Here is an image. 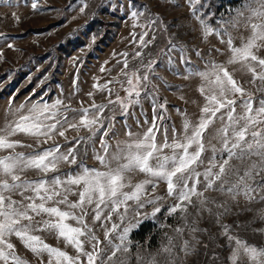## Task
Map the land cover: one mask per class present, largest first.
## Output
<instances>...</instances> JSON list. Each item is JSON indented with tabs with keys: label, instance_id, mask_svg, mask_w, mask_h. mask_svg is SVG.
I'll return each instance as SVG.
<instances>
[{
	"label": "rangeland",
	"instance_id": "374dc122",
	"mask_svg": "<svg viewBox=\"0 0 264 264\" xmlns=\"http://www.w3.org/2000/svg\"><path fill=\"white\" fill-rule=\"evenodd\" d=\"M84 4H87V7L81 12ZM207 4L208 7L202 11L210 16L208 21L210 26L217 28L223 24L231 34L235 46H240L251 35L247 19L251 13L247 6L258 7L255 0H207ZM132 11L151 14L152 18L158 15L159 19L168 26L167 30L157 23L155 27L149 29V35L145 37V40H151V43L147 47H141L138 43L139 36L145 29L133 25L144 24L146 21L144 16L134 21L130 15ZM238 11H243L244 15L238 16ZM233 17L239 20L235 27L224 23L232 20ZM102 20L113 31L105 43L97 46L93 27ZM100 32L102 36L103 31ZM228 38L226 35L211 34L205 39L202 26L190 15L186 0H0V128H4L19 115L26 114L30 103L39 101L42 96L43 101L49 104L61 99L68 107L62 105L60 111L66 113L71 123H78L79 120L78 113L72 111L73 109L89 108L91 113L94 111L90 108L93 103L106 105L102 114L105 127L95 134L82 126L69 128L65 125L67 129L65 136L54 134V139L48 140L47 143H44L43 137L37 139L22 133L12 137L20 141L15 151L26 155L55 145H59L62 152L76 148L79 153L77 164L61 163L59 171L49 172L47 177L35 169L26 170L22 176L30 180L51 178L54 175L66 178L68 173L79 170L78 165L81 161L89 168L104 170L95 159L97 152L103 154L102 139L108 141L109 152H113L117 141L141 139L153 123L158 129V131L154 129L158 144L164 142L165 132L169 143L172 142L174 135L182 140L184 122L187 120L191 125H196L206 104L205 96L199 91L203 83L202 79L192 73L195 70H205L209 61L226 62L231 52L222 40L226 41ZM170 41L177 47L172 48ZM180 46L183 47V51ZM67 49H70L68 53H66ZM217 49L219 52L216 51ZM137 51L141 52V57L135 56ZM197 52L200 55H197ZM124 53H127V56L122 55ZM256 54L264 58V46ZM151 59L156 63L153 65V70L148 71L144 64ZM125 60L128 61V69L124 68ZM133 67L138 68L140 73L147 74L150 80L146 89L141 88L138 98L134 93L131 97L128 96L126 91L128 77L123 74ZM228 67L246 92L253 94V106L257 107L259 99L264 98V93L258 89L264 85L258 80L252 83L251 73L240 64ZM102 68L104 71H101ZM104 85L107 87H103ZM117 97L128 104L126 110L122 109L119 103L109 104V100L116 101ZM236 99V113L242 115L243 108L240 107L239 94ZM129 100H138V102L129 103ZM21 104L26 107L16 112ZM73 117L76 119L73 120ZM220 126L221 121L216 120L205 131L206 145L210 139L213 144H217L212 137ZM104 131H108L107 136H103ZM129 132L134 135L130 137ZM80 138L84 139L77 144L76 141ZM170 151L164 149L165 154H170ZM9 152L10 150H0V157L8 155ZM211 155L210 150L202 155L205 163L197 168L198 171H204ZM250 162L231 161L241 169V172ZM115 166L116 162L113 161L112 167ZM129 175L132 184L148 178L140 172ZM2 178L4 177L0 176V179ZM203 179L201 176L200 180ZM229 179L234 182L236 178L229 177ZM192 183L189 181L190 185ZM148 188L150 196L163 197L158 205L146 204L139 209L141 215L137 216L133 211L134 203L129 201L131 207L123 223L115 215L110 222L105 221L109 228L112 223H116L120 225V229H123L130 223L135 224L137 220H143V214H150L154 207L160 206L161 211L156 213L154 218L143 220L138 227H133L129 232L128 240L131 241L129 264H138L137 253L144 257L141 264H147L152 255L156 256L159 264H170L171 261L175 264H231L229 257L232 247L229 246L227 236L223 234L222 225H231V233L239 236L247 244L257 248L264 247V231H261L264 230V218H262L264 201H260L258 197L249 201L240 195L233 201L229 194L209 190L199 199L206 197L216 203H209L203 208L199 207L198 198L193 197V203L197 206H188L187 224L200 231L193 233L191 227H185L183 236H177L174 229L184 226L185 220L179 211L172 215L168 214L169 206L177 203V200L174 196L167 195V185L163 181L157 182L154 192L151 185ZM81 189L82 185L74 186L76 194L70 195L69 200H78ZM124 190L131 191V188ZM197 190H203V183L197 184ZM11 195L13 199H23L19 193ZM24 195L33 194L28 192ZM28 202L24 201V203ZM217 204L229 208L230 211L217 218V213L224 212V207L218 208ZM48 206H52L51 203ZM60 207L64 209L65 206L60 205ZM208 209H211V212ZM104 214L107 215V211ZM35 219L43 220L48 217L41 215L36 216ZM69 222L75 224L74 221ZM87 223L93 227L100 241L99 247L105 248L107 242L101 222L93 223L92 216H88ZM34 234L41 236L50 246L66 251L70 256L77 255L75 248L66 245L63 238L58 239L54 232L37 231ZM168 236L175 237L173 241L175 248L171 256L160 252L161 247L168 244ZM111 238L114 243H119L115 233ZM9 239L15 245L16 254L28 261V264H41V261L43 264H48L49 257L46 253L37 256L17 237L12 236ZM185 240L189 241L190 245L188 255L182 250ZM93 243L95 241L85 243V250L92 251ZM107 251L110 253L111 248ZM81 261L82 264H86V257L82 256ZM238 264H251V262L246 256L241 255Z\"/></svg>",
	"mask_w": 264,
	"mask_h": 264
},
{
	"label": "snow or ice",
	"instance_id": "6c2138e0",
	"mask_svg": "<svg viewBox=\"0 0 264 264\" xmlns=\"http://www.w3.org/2000/svg\"><path fill=\"white\" fill-rule=\"evenodd\" d=\"M255 2L259 5L258 7L247 6L251 13L247 18L251 35L240 46H235L231 34L226 27H223V24L213 28L208 23L210 16L202 11L208 7L207 0H186L190 15L202 26L205 39L211 34L229 37L226 41L222 40V43L228 45L231 56L224 63L209 61L205 70L193 71V75H198L202 79L203 83L199 91L205 96L206 104L202 108V115L196 125H191L187 120L184 122L182 140L174 135L172 142L169 143L165 132L164 142L158 144L154 131L158 129L153 123L141 139L117 141L113 152H109L108 141L102 139L103 154L97 152L95 159L104 170L89 168L81 161L78 165L79 170L68 173L66 178L54 175L51 178L30 180L22 176L26 170L35 169L47 177L49 172H58L61 163L77 164L78 150L70 148L62 152L60 146L55 145L26 155L15 151L20 141L12 137L22 133L37 139L43 137L44 143H47L48 140L54 139V134L64 137L67 130L65 125L69 128L82 126L95 134L96 131L105 127L102 114L106 105L93 103L90 108L94 111L91 113L89 108L73 109L72 111L78 113L79 120L78 123H71L66 113L60 111L62 105L65 108L68 107L61 99H56L49 104L43 101L42 96L39 101L30 103L26 114L19 115L17 119L8 122L4 128H0V150H10L8 155L0 157V176L4 177L0 179V262L2 264H28V261L16 254L15 245L9 239L12 236L17 237L35 255L42 256L46 253L49 257L48 264H53V260L55 264H82V256L86 257V264H97L98 261L99 264H129L131 245V241L128 240L129 232L133 227H138L143 220L154 218L156 213L161 211L160 206L154 207L150 214H143V220H137L135 224L130 223L123 229H120V225L116 223H112L109 228L105 221L110 222L115 215L123 223L131 207L129 201L134 203L133 211L137 216L141 215L139 209L146 204L158 205L163 197L150 196L148 188L151 185L154 192L158 181L165 182L167 195L174 196L177 200V203L169 206L168 214L172 215L179 211L185 220L184 226L174 229L177 236H183L185 227H191L187 224V216L189 215L188 206H197L193 203V197L198 198V205L201 208L209 203H216L206 197L199 199L209 190L229 194L233 201L240 195L249 201L257 197L260 201H264V127H260L264 125V98L259 99L258 106L254 108L253 94L246 92L228 67L240 64L251 73L252 83L258 80L264 85V58L256 54L264 46V0H255ZM86 7L87 4H84L81 12ZM130 15L134 21L139 20L141 16L145 18L146 23L133 25V27L139 26L145 29L139 36L138 43L141 47H147L151 43V40H145V37L149 35V29L155 27L157 23L165 30L168 28L158 15L152 18L151 14L145 15L138 11H132ZM237 15L242 17L244 13L238 11ZM253 20L256 22H252ZM224 23L235 27L239 20L233 17L232 20ZM133 37L135 38V33ZM170 44L172 48L177 47L171 41ZM180 47L183 51V47ZM216 51L219 52V49ZM122 55L127 56V53ZM141 55L139 51L135 53L136 57ZM197 55L200 53L197 52ZM155 63L154 59L148 60L144 67L152 71ZM124 68H129L127 60L124 61ZM101 71L104 69L102 68ZM123 74L128 77L126 91L129 97L134 93L138 98L141 88L146 89L150 83L149 76L140 73L138 68L133 67L132 70L125 71ZM103 87L106 88L107 85ZM258 91L264 93V87L259 88ZM237 94L241 98L242 115L236 113ZM134 102L138 100H129V103ZM115 103H119L124 110L128 107V104L119 97L116 101L109 100V104ZM25 107L21 104L15 111L20 112ZM72 119L75 120L76 117ZM216 120L221 121V126L216 129L212 139L217 141L219 147L213 144L211 139L207 145L204 142L205 131ZM190 128L191 134H189ZM107 135L108 131H104L103 136ZM128 135L132 137L134 134L129 132ZM83 139H78L76 143L79 144ZM26 146L31 147V145ZM164 149H170V154H165ZM209 150L212 155L208 158V166L200 172L197 168L205 163L202 155ZM233 160L251 162L241 172L239 167L231 163ZM113 161L116 162L115 167H112ZM135 172L143 173L148 178L132 184L129 174ZM201 176L204 178L203 181L200 180ZM229 177L236 179L233 182ZM189 181L193 183L190 185ZM201 183H203V190L198 191L197 184ZM81 185L78 200L70 201L69 196L76 194L74 186ZM125 188H131V191H125ZM28 192L33 195H24ZM12 193L21 194L23 199H13ZM24 201L29 202L24 203ZM50 203L52 206H48ZM60 205H64V209ZM217 207L224 206L217 204ZM105 211L107 215L104 214ZM208 211L211 212V209ZM228 211L230 209L224 207V212L216 214L217 218ZM41 215H46L48 219H35L36 216ZM88 216H92L93 223L101 222L107 242L105 248L99 247L100 241L93 227L87 223ZM69 221H74L75 224ZM221 227L223 234L227 236L229 246L232 247L229 257L231 264H238L241 255L246 256L251 264H264V247L257 248L247 244L239 236L233 235L230 231L231 225ZM37 231L54 232L58 239L63 238L66 245L75 248L77 255L73 257L66 251L50 246L41 236L34 234ZM191 231L195 233L200 229L191 227ZM114 233L119 243H114L111 238ZM174 239L175 237L168 236V244L163 245L160 252L171 256L175 248ZM92 241H95L92 244L93 250H85V243ZM189 247V241L185 240L182 247L185 255L190 254ZM108 248H111L110 253L107 251ZM136 258L138 264L144 261V257L139 253ZM147 264H159V261L155 255H152ZM170 264L175 262L171 261Z\"/></svg>",
	"mask_w": 264,
	"mask_h": 264
},
{
	"label": "trees",
	"instance_id": "16d2710c",
	"mask_svg": "<svg viewBox=\"0 0 264 264\" xmlns=\"http://www.w3.org/2000/svg\"><path fill=\"white\" fill-rule=\"evenodd\" d=\"M212 6H214L213 3H212ZM100 30L103 31L102 36H101ZM112 31L113 30L109 28V25L104 20L96 23L93 27V33H94V36L97 38V42H96L97 46L105 43L106 39H108L111 36ZM69 50L67 49L66 53H68Z\"/></svg>",
	"mask_w": 264,
	"mask_h": 264
}]
</instances>
